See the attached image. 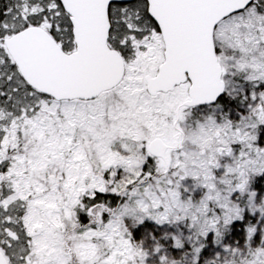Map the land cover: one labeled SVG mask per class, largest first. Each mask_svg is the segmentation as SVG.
I'll use <instances>...</instances> for the list:
<instances>
[{
  "label": "snow or ice",
  "instance_id": "6c2138e0",
  "mask_svg": "<svg viewBox=\"0 0 264 264\" xmlns=\"http://www.w3.org/2000/svg\"><path fill=\"white\" fill-rule=\"evenodd\" d=\"M0 264H264V0H0Z\"/></svg>",
  "mask_w": 264,
  "mask_h": 264
}]
</instances>
